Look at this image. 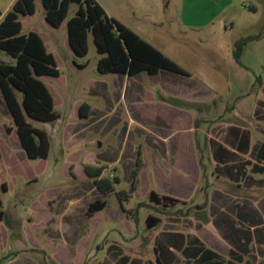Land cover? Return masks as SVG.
I'll return each instance as SVG.
<instances>
[{"label": "rangeland", "instance_id": "374dc122", "mask_svg": "<svg viewBox=\"0 0 264 264\" xmlns=\"http://www.w3.org/2000/svg\"><path fill=\"white\" fill-rule=\"evenodd\" d=\"M98 3L103 5L102 7L110 18L125 22L132 28L140 30L145 40H148L166 56L178 61L179 65L186 69L190 76H185V78L181 74L175 73L177 82L181 81V84L171 83L167 85L160 81V76H152L146 72L130 78L120 74H101L97 70V65L102 56L97 52L93 36L89 35L88 38V54L85 57H77L69 51L67 31L59 32L57 38L64 46L63 55H60L61 52H59L56 57L60 77L42 78L52 91L55 98V110L60 116L56 123L46 124L52 132L50 151L46 160L29 159L23 152L16 131L13 134L6 131V127H13L12 116L0 90L1 145L5 149V153L7 146L13 150L20 149L23 155V161L17 163L19 168L11 167V172H6L5 167L0 164L1 210L5 214V219L0 221V240L5 245L6 241H9L8 249L10 252L16 250V256L9 257L12 260L36 256L40 259V264H58L54 259L56 253L54 246L45 245V248L41 246L44 252L32 251L31 255L26 254V252H18L20 250L18 244L22 243L24 246L28 244L23 241L21 226L24 220L30 226L32 202L43 192H50L56 188L66 189V186L76 183L82 184L78 177L86 174L85 165L97 164L96 166L103 169V165L106 164L104 176L111 181L116 190L114 194H109L105 198L108 200V213L114 210L120 211L119 207L115 209V198L112 196L119 195L123 203V214L124 217L128 218V224L126 218L122 216V219L119 220L120 216L116 215V220H106L102 229L116 230L123 233L128 239L130 234L127 232H129L131 225L139 236L140 249L131 252L127 247L124 248V252L128 256L140 258L141 264H147L149 260L153 264H158L155 252L147 244L143 245V241L149 240L155 235L149 229L146 220L149 215L158 216L163 220L165 217L157 211L159 207L149 200L144 186L133 201L129 197L131 195L129 171L134 168L137 158V156H131V149L135 146H146L145 138L139 134V128L129 120L130 113H132L131 106L135 104V100L145 97L135 94L137 87L152 90L157 97V91L160 89L170 92L171 101L175 105L189 110L198 119L201 115H205L203 118L205 123L202 126L208 132H212L214 127L215 129L217 127L225 129L231 124L244 125L250 128L253 127L252 122H247V120H255L258 116L264 119V0H232L212 19L210 18V21L208 20L207 23L193 29L185 27L183 24L182 0H99ZM207 4L208 2L197 0L195 6L201 5L199 8L208 14L211 9L209 8L210 4ZM77 10L78 4L72 3L67 20L74 17ZM210 16L212 15L210 14ZM22 19L25 24V31L36 28L43 32L45 38L48 37L49 34L44 30L47 22L41 2H37V11L32 19L27 17H22ZM185 21L187 22L188 19ZM252 36L257 38L241 47L239 62L235 57V52L245 38ZM47 43L50 46L49 50L56 54L55 49L57 48L49 41ZM0 62L13 63L14 60L0 50ZM75 63L86 66L81 69ZM239 80L242 81V84L238 83ZM124 82H126V87L128 86L127 93L126 89L124 92V97L125 95L127 97L126 101L121 102V104H117L114 100L106 102L104 90L108 89L115 97L119 96ZM179 92H184V94ZM18 95L21 101L22 94L18 93ZM84 102L93 108L91 117H81L80 115V106ZM35 124L40 128L44 126ZM10 135L13 136L10 138ZM198 138H201V135ZM121 149L123 152L119 156ZM202 149L204 150L203 154L208 156L207 151ZM16 157L15 160H17ZM117 158H119V162L114 165L113 162ZM204 163L209 168V172L214 168L213 166H216L210 157H205ZM224 166L225 163L219 165L221 168ZM112 173L114 177L116 174L118 179L112 178L113 176L110 177ZM4 180L7 181L10 188L6 192L2 189ZM211 183L208 189H204L205 194L200 192L198 194V197L201 195V199L203 198L202 208H197V204L200 202L198 198L190 201L191 205L187 206L196 207L191 213L192 224L188 227V234L197 239V244L188 245L183 254L192 258L194 264H200L198 262L200 257L190 256L191 252L197 247H201L203 252L210 250L211 247L209 241L204 237L203 231L195 226L198 223L200 227L205 226V232H212L209 225H205L208 224L205 223V220L210 219L211 212L207 202L210 203L212 200L210 198L208 201V196L204 195L207 193L212 195L215 193L214 191H220L226 194H236L237 198L247 199L254 204L256 197H264V189L247 191L242 184H226L223 179L218 182L216 178L211 179ZM59 192L61 194L55 204L61 207L62 202L59 203V199L68 197L66 194H69L70 191L59 190ZM80 198L82 203L86 200H84L83 195H80ZM205 204L207 206H203ZM59 206L56 208L57 210ZM239 206L242 205H235L236 214L240 210ZM255 206L259 208L258 205L255 204ZM187 207L180 205L177 206L176 210L188 211ZM174 209L171 208L170 210L174 211ZM261 213L264 226L262 208ZM62 224L64 226H50V229L55 232L54 236L57 235L58 238H56L59 242L64 238L63 233H67L69 230L67 224L63 222ZM4 230L7 231L8 238ZM48 232V229L41 234L36 232L34 239L36 243L41 244L44 238L48 236ZM112 236L110 237L112 238ZM221 241L224 245L221 247V253L218 251L216 252L219 254L215 253L223 261V264L250 262L251 257L235 254L227 257V242L223 239ZM69 247L73 254V244ZM252 247H254L252 248L253 254L261 257L258 261L255 260L254 264H264V240L261 239L257 244L252 243ZM94 251L95 255L98 254L96 259L103 256V254L99 255L98 244L95 245ZM5 253L6 249L1 246L0 264H6V260H9V258L6 259ZM212 258L214 257L210 256V259ZM86 264H95V258L91 263ZM160 264L164 263L161 262ZM180 264L184 263L180 262Z\"/></svg>", "mask_w": 264, "mask_h": 264}, {"label": "crops", "instance_id": "0c3cea01", "mask_svg": "<svg viewBox=\"0 0 264 264\" xmlns=\"http://www.w3.org/2000/svg\"><path fill=\"white\" fill-rule=\"evenodd\" d=\"M96 1L99 2V0ZM203 1L210 4L209 8L211 9V12L208 14H206L202 8H199L201 5L199 7L195 6L197 0H182V19H188L187 22L184 19L182 20L185 27L192 29L198 28L204 23H207L210 18L212 19V17L224 9L228 3L232 2V0ZM15 2L16 0H0V22L12 9ZM100 5L103 6L101 3ZM151 11L154 12V10ZM210 14L212 16H210ZM187 15H189V18ZM33 16L26 17L32 19ZM21 22L23 26L21 33H37L44 41L47 50L54 55L58 65V59L56 58L57 53L61 52L59 54L63 55L62 51L64 46L61 45L57 35L59 32L63 33L67 31V22H64L60 28H54L46 21L47 23L44 26V30L49 34L48 37L46 36L47 38H45L41 30L36 28L25 31V24L22 17ZM121 23L144 39L140 30L132 28V26L125 22ZM47 41L58 49H55L56 54L49 50L50 46L47 45ZM146 41L148 42V40ZM69 51L75 55L71 47L69 48ZM171 59L179 64L178 61L173 58ZM120 75L125 77L128 76L124 74ZM156 75L160 76V81L167 85L171 83L181 84V81L177 82V76L174 72L160 70L157 74L152 76ZM181 76L185 77L186 75ZM238 83L242 84V81L239 80ZM48 89L52 94L49 87ZM125 89L127 93L128 86L126 87V82H124L121 94L116 97L108 89H105L103 93L105 95V101L114 100L117 104H121V102L123 103L127 98L126 95L124 97ZM160 92L170 96V92L163 89L157 91L158 97L152 90L140 87L135 89V94H140L145 97L143 99L137 98L135 100V104L131 106L132 113H130L129 120L139 128V134L145 138L146 146H135L131 149V156L136 157L141 152L144 162L140 173L139 187L134 194L129 196L131 201L138 196L139 191L144 186L147 196H149L151 191H155L161 196H170L186 202L187 205H183L186 207L189 206L190 201L198 198V201L200 202H198L197 207H201L203 198L201 199V195L198 197V194L199 192L205 194L204 189H208L212 184L211 179L215 178L218 182H221L223 179L226 184H242L247 191L264 189L263 118L258 116L255 120H247V122H252L253 127L250 128L244 125L231 124L225 129H219V127L215 129L214 127L212 132H208L202 126L205 123L203 122L205 115H201L198 119L189 110L175 105L172 102L162 100ZM179 93L184 94V92ZM175 94L178 93L175 92ZM129 105L128 108H130ZM92 111L93 108L90 106V109L87 112V117H91ZM15 131V129L12 130L11 134ZM199 135H201V138H198ZM12 136L10 135V138ZM202 148L207 151L206 153H208V156L207 154H203L204 150ZM0 150V164L5 167L6 172H11V167L19 168L17 163H20L21 160L23 161V155L20 149L13 150L11 147L6 146L5 153V149L0 142ZM122 152L123 150L121 149L119 156L122 155ZM15 157L17 160H15ZM200 157L202 158L204 170H202L200 165ZM205 157H210L213 160V164H216V166H213L215 169L212 168L211 172H209V168L204 163ZM118 162L119 158H117L113 164L116 165ZM222 163H225V166L221 168L219 165ZM96 165H85L84 171L85 167L88 166L91 173L97 175L100 167ZM103 167L104 170L99 178H91L86 173L87 175H83V178L78 177L79 182L82 184L76 183L74 185H68L66 186V189L56 188L57 190L54 189L50 192H43L36 198L35 201L32 202L30 210L32 217L29 224L31 227L25 220L21 226L24 237L23 241L28 244L26 246L22 243L18 244V248L20 249L18 252H26V254L31 255L30 253H32V251L44 252L42 247L49 245L55 247L56 253L54 254V259L58 264H86L91 263L94 258L95 264H141L140 262H142V260L140 258L131 255L128 256L124 252V248L127 247L131 252L140 249L139 236L131 225L129 232H127L130 234L128 239L123 233H119L116 230L102 229L106 220L109 219V221H114L116 220V215L120 216L119 220L122 219V216L124 217L122 200H120L116 194L112 195L115 198V209H118L119 207L120 211L114 210L108 213V200L105 198L106 196H109V194H114L116 190L109 194H102L95 187L94 181L102 178L104 179V191L112 185L111 181L104 176V171H106L105 169L107 167L106 164H104ZM132 170L133 168L129 171V177H131ZM110 177L118 179L117 175L115 174L114 177L113 173ZM206 183L207 185H204ZM2 189L5 192L10 189L9 184L5 180L2 182ZM59 190L70 191L68 192L69 194H66L68 197L59 199V203L62 202L61 207L58 204H55L61 194ZM214 192L215 193L212 195L208 193L204 195L206 197L208 196V201L210 198V200H212L210 203L207 202L208 207L211 208V212L209 222L208 224H205L209 225L212 232H205V226L200 227L198 223L195 226L203 231L204 237L211 244L210 250L212 249L214 252L218 251L221 253V247L224 246L221 241V239H223L227 242V257H231L233 254L242 257H251V260L248 259L251 264H254V261H258L261 257L253 254L254 250L252 251V248L254 247H252V243L257 244L261 239L264 240L263 215H261V208L264 212V197H256L257 199H254L255 204L259 206L258 208L254 203L249 202L247 199L237 198L236 194H226L220 191ZM80 195H83L84 200L86 199L83 203L81 202ZM99 199L107 202L106 207L97 211L91 218L86 219V213L89 206L91 203ZM236 204L242 205L239 206L240 210L237 211V214L235 213ZM180 205L182 204H177L168 208L158 206L159 208H157V211L162 214L165 219L163 220V218L159 217L158 224L151 229V231L155 233L154 237L143 241V245L147 244L164 264H180V262L184 264H194L191 260L192 258L184 256L183 254V252L187 250L188 245L194 243L197 244V239L188 234V227L192 224V210L189 214L188 211L184 209L176 210L177 206ZM58 206L59 209L57 210L56 208ZM203 206H207V204ZM171 208H175L174 211H171ZM193 208V206L187 207V209ZM160 209L165 210L161 211ZM124 218H126L128 224V218ZM62 222L67 224L69 230H67V233H63L64 238L59 242L57 241V235L54 236L55 232L50 229V226L57 225L58 227H61V225H63ZM47 229L49 230L47 233L48 236L44 238V241L41 242V244L36 243L34 240L36 238V232H40L39 234H41V232ZM4 233L8 238L6 230H4ZM110 236H112V238ZM96 238H99V240H96ZM72 244L74 248L73 254L69 247ZM96 244H98L99 255L103 254L102 257L97 259L96 257L98 254L95 255L94 251ZM1 246H4L6 249V253L4 254L6 255V259L11 256H16V250L10 252V249H8V240L6 241V245L0 240V247ZM131 252L130 254H133ZM202 252L203 250L201 247H197L196 250L191 252L190 256L200 257ZM27 257L30 258H22L19 260H12L9 258V260H6V264H40V259L36 256ZM147 264L153 263L149 260Z\"/></svg>", "mask_w": 264, "mask_h": 264}, {"label": "trees", "instance_id": "16d2710c", "mask_svg": "<svg viewBox=\"0 0 264 264\" xmlns=\"http://www.w3.org/2000/svg\"><path fill=\"white\" fill-rule=\"evenodd\" d=\"M38 1L44 8L45 20L51 26L60 28L64 22H67L69 43L75 56L85 57L88 54V38L89 35L93 36L97 52L102 56L97 65V70L101 74H124L133 77L142 72L155 75L160 70H167L190 76L184 68L133 30L123 23L109 18L96 0H16L12 9L0 22V50L14 60L13 63L0 62V90L12 116L13 127H6V131L9 134L14 129L17 131L21 146L29 159L46 160L48 158L52 132L46 124L56 123L60 119L55 110L54 98L42 80L45 76L60 77L56 59L47 50L44 41L37 33H21L23 27L21 17L35 15ZM72 3L78 4V10L74 17L67 20ZM254 38L257 37H248L241 42L235 52V57L239 62L241 47ZM76 66L82 69L86 65L76 64ZM18 93L22 94L21 101ZM160 96L162 100L172 102L171 97L163 92H160ZM89 109V104L82 103L79 110L81 117H87ZM35 123L44 126L40 128ZM143 165L140 152L130 177L131 195L139 187ZM200 165L204 170L201 157ZM103 170L104 167L103 169L100 167L98 174L93 175L89 167H85L86 173L91 178H99ZM103 182V178L94 181L98 191L102 194L115 191L113 184L104 191ZM117 196L121 200L120 196ZM148 197L153 204L164 208L177 204L187 205L184 201L170 196H161L155 191H151ZM106 205L107 202L100 199L91 203L86 213V219L104 209ZM1 208L0 200V221L4 218ZM197 208H202V206ZM193 209H188V214ZM158 222L159 217L155 215H149L147 218V225L150 229L154 228ZM208 222V219L205 220V223ZM210 256L214 258L210 259ZM156 258L160 264L158 256ZM198 262L200 264H223L216 253L210 250L204 251Z\"/></svg>", "mask_w": 264, "mask_h": 264}]
</instances>
